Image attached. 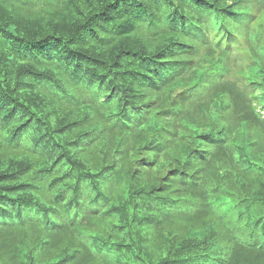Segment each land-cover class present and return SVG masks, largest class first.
Masks as SVG:
<instances>
[{"label": "trees", "instance_id": "1", "mask_svg": "<svg viewBox=\"0 0 264 264\" xmlns=\"http://www.w3.org/2000/svg\"><path fill=\"white\" fill-rule=\"evenodd\" d=\"M0 264H264V0H0Z\"/></svg>", "mask_w": 264, "mask_h": 264}, {"label": "rangeland", "instance_id": "2", "mask_svg": "<svg viewBox=\"0 0 264 264\" xmlns=\"http://www.w3.org/2000/svg\"><path fill=\"white\" fill-rule=\"evenodd\" d=\"M229 215L233 216V214H229Z\"/></svg>", "mask_w": 264, "mask_h": 264}]
</instances>
